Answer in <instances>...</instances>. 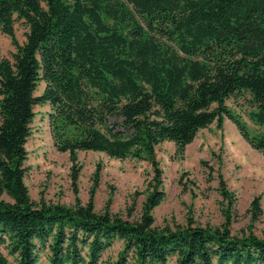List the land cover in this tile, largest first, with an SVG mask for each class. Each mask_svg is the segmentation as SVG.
<instances>
[{
  "label": "trees",
  "instance_id": "16d2710c",
  "mask_svg": "<svg viewBox=\"0 0 264 264\" xmlns=\"http://www.w3.org/2000/svg\"><path fill=\"white\" fill-rule=\"evenodd\" d=\"M16 21L27 27L23 44ZM0 32L14 48L0 57V195L12 200H0V264H264V239L252 233L191 221L157 228L152 216L164 199L159 144L182 154L227 118L264 154V135H251L225 104L247 94L248 120L264 126V0H0ZM44 105L73 184L78 152L151 166L137 221L96 213L91 200L32 202L25 144L34 108ZM251 208L260 213L258 199ZM115 241L122 249L107 263Z\"/></svg>",
  "mask_w": 264,
  "mask_h": 264
},
{
  "label": "rangeland",
  "instance_id": "374dc122",
  "mask_svg": "<svg viewBox=\"0 0 264 264\" xmlns=\"http://www.w3.org/2000/svg\"><path fill=\"white\" fill-rule=\"evenodd\" d=\"M27 27L14 24L15 38L25 41ZM14 52L9 37L0 32V57L9 59ZM45 87L39 82L35 95ZM226 106L238 114L251 135H264V126L254 125L246 116L251 109L247 94L236 95ZM25 144L24 183L32 202L82 206L90 200L96 213L108 211L130 222L141 216L148 185L153 177L146 161L118 160L98 152H78L80 169L75 184L67 153L57 151L52 134L49 105L36 106ZM162 170L164 199L153 210L157 228L185 226L188 222L202 228H222L228 224L230 234L242 237L252 233L264 239V154L252 149L242 139L234 124L223 119L200 130L184 152H176L174 144L163 142L155 148ZM225 189L232 198H225ZM258 199L260 213L253 216L251 203ZM0 200L11 202L5 194ZM230 200V201H229ZM122 242L115 241L103 254L107 263L116 260Z\"/></svg>",
  "mask_w": 264,
  "mask_h": 264
}]
</instances>
